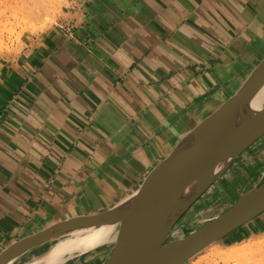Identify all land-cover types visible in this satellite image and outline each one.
I'll return each mask as SVG.
<instances>
[{"label":"crops","instance_id":"obj_1","mask_svg":"<svg viewBox=\"0 0 264 264\" xmlns=\"http://www.w3.org/2000/svg\"><path fill=\"white\" fill-rule=\"evenodd\" d=\"M263 57L264 0L69 1L0 58V251L123 200ZM263 180L264 135L198 202L221 212ZM263 226L264 212L230 240ZM111 250L59 264H104Z\"/></svg>","mask_w":264,"mask_h":264},{"label":"water","instance_id":"obj_2","mask_svg":"<svg viewBox=\"0 0 264 264\" xmlns=\"http://www.w3.org/2000/svg\"><path fill=\"white\" fill-rule=\"evenodd\" d=\"M263 87L264 57L240 88L185 133L123 200L101 212L55 221L14 240L0 251V264L18 262L29 251L80 227L100 228L118 220L115 245L104 264H184L253 220L264 212V181L184 237H170L172 229L233 160L264 135V100L260 107L253 104Z\"/></svg>","mask_w":264,"mask_h":264},{"label":"rangeland","instance_id":"obj_3","mask_svg":"<svg viewBox=\"0 0 264 264\" xmlns=\"http://www.w3.org/2000/svg\"><path fill=\"white\" fill-rule=\"evenodd\" d=\"M69 1L73 0H0V58L18 52V50L25 44L28 35H41L49 30L56 24L58 17L63 9L67 7ZM217 187L216 183L214 188ZM198 200L178 222L170 236L171 238H179L177 235L178 230L187 232L188 227L191 225L196 226V228L200 227L230 207L226 205L225 207L223 205L221 208L223 209L224 207L223 211L213 213L203 209L204 207L201 206ZM202 215L204 217H201ZM236 232L241 233L240 231ZM229 236L230 235L210 245L185 264H254V262L256 263V260L257 263L258 261L262 262V264L264 263V244L259 247L254 246L256 240H263L264 226L261 229V232L256 234L252 233L251 235L249 234L246 236L244 235L246 237L244 239L237 238L236 233L235 238L237 240H230L231 237ZM244 244L248 245L245 246L247 247V252L251 249H253V251L251 250V253L243 255L239 259H233L234 261L228 259L227 261L225 256H217V252L219 251L223 252L225 250H231V248L235 246L239 247Z\"/></svg>","mask_w":264,"mask_h":264},{"label":"bare ground","instance_id":"obj_4","mask_svg":"<svg viewBox=\"0 0 264 264\" xmlns=\"http://www.w3.org/2000/svg\"><path fill=\"white\" fill-rule=\"evenodd\" d=\"M264 100V87L261 89V91L258 93V95L256 96L255 100H254V106H261L262 102ZM258 102V103H257ZM246 150V149H245ZM239 156V155H238ZM235 160V159H234ZM233 160V161H234ZM220 178V177H219ZM218 178V179H219ZM217 179V180H218ZM264 181V180H263ZM261 181V182H263ZM258 182L257 184L261 183ZM215 183V182H214ZM255 184V185H257ZM209 190V189H208ZM207 190V191H208ZM206 191V192H207ZM248 191V190H247ZM205 192V193H206ZM204 193V194H205ZM245 193V192H244ZM243 193V194H244ZM242 194V195H243ZM241 195V196H242ZM240 198V197H239ZM238 198V199H239ZM237 199V200H238ZM236 200V201H237ZM235 201V202H236ZM234 202V203H235ZM233 203V204H234ZM232 204V205H233ZM231 205V206H232ZM230 206V207H231ZM229 207V208H230ZM228 209V208H227ZM226 209V210H227ZM225 211V210H224ZM223 211V212H224ZM262 214V213H261ZM219 215V214H218ZM259 216V215H258ZM202 217V216H201ZM257 217V216H256ZM255 217V218H256ZM214 218V217H213ZM194 220V219H193ZM207 221V220H206ZM191 222V221H190ZM193 223V222H192ZM178 224V223H177ZM195 224V223H194ZM119 226H120V220H118L117 222H114L112 224L100 227V228H91V229H86L84 230V228H78L76 229L77 231L75 233L69 234L67 236H64L62 238L59 239H54L51 242L45 243L43 244L41 247L45 246L39 254L33 256L32 258L28 259L27 261L23 262V263H19L16 260L9 263V264H57L59 261L64 260L65 258L75 255V254H79V252H90L92 250H95L97 248L106 246V245H111L112 246V250L114 248L115 245V240L117 237V233L119 230ZM176 227V226H175ZM174 227V228H175ZM174 228L172 229L170 236L174 230ZM199 228V227H197ZM196 226L191 225L188 227V231L184 232L183 230H178L177 231V235L179 236V238L184 237L185 235H187L189 232L197 229ZM237 230V229H236ZM236 230H234L233 232H235ZM183 231V232H182ZM232 233V232H231ZM230 233V234H231ZM228 234V235H230ZM226 235V236H228ZM226 236L220 238L219 240L225 238ZM264 237V236H263ZM219 240L215 241L218 242ZM254 241V240H253ZM215 242L209 244L206 248H208L210 245L214 244ZM249 244V243H248ZM264 244V238L263 240H256L254 242V246H261ZM253 245V244H252ZM248 245H241L239 247L235 246L233 248H231V250H225V251H219L217 252V256H225L226 260L228 261V259L233 260V259H239L241 258V256L246 255L248 253H251L253 251V249L249 250L248 252L247 247ZM205 248V249H206ZM253 248V247H251ZM203 249V250H205ZM250 249V246H249ZM111 250V251H112ZM202 250V251H203ZM201 252V251H200ZM199 252V253H200ZM215 252V251H214ZM111 253V252H110ZM197 253V254H199ZM196 254V255H197ZM214 254V253H213ZM216 254V252H215ZM110 255V254H109ZM195 255V256H196ZM194 257V256H193ZM192 257V258H193ZM223 258V257H222ZM191 259V258H190ZM189 259V260H190ZM188 260V261H189ZM262 260V259H261ZM234 261V260H233ZM264 261V260H263ZM187 262V261H186ZM185 262V263H186ZM184 263V264H185ZM227 263V262H226ZM257 263V260H256ZM254 262V264H256ZM258 263L262 264V262L258 261ZM257 263V264H258ZM208 264H212V263H208ZM217 264V263H216ZM237 264V263H234ZM264 264V263H263Z\"/></svg>","mask_w":264,"mask_h":264}]
</instances>
